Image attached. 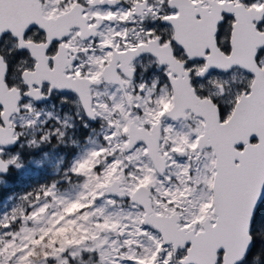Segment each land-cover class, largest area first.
<instances>
[{"label":"snow or ice","instance_id":"snow-or-ice-1","mask_svg":"<svg viewBox=\"0 0 264 264\" xmlns=\"http://www.w3.org/2000/svg\"><path fill=\"white\" fill-rule=\"evenodd\" d=\"M77 126L94 135L41 183L26 149ZM16 193L0 264H247L264 239V0H0V203Z\"/></svg>","mask_w":264,"mask_h":264},{"label":"rangeland","instance_id":"rangeland-1","mask_svg":"<svg viewBox=\"0 0 264 264\" xmlns=\"http://www.w3.org/2000/svg\"><path fill=\"white\" fill-rule=\"evenodd\" d=\"M57 112H60L59 106L56 109ZM71 128V122H69ZM81 127L77 126L75 129H72L67 136L66 142L63 144H57L53 142L51 145H45L41 150L37 149H26L28 158L32 161L30 173L33 177H36L40 174H45L47 177L55 178V180H63V174L67 170L68 164L72 159V156L68 158L67 152L72 151L73 145L72 141L76 140L79 144L78 151L86 147L87 140L89 135H94L91 128L88 131V135L81 139L80 134H83ZM96 132H99V128H96ZM47 152L48 155L45 157L44 152ZM32 155L33 153H37ZM73 184L78 183V180L74 177ZM64 188L70 187L69 185H63ZM19 202V193L15 194V199L0 203V211L10 212L12 207Z\"/></svg>","mask_w":264,"mask_h":264},{"label":"trees","instance_id":"trees-1","mask_svg":"<svg viewBox=\"0 0 264 264\" xmlns=\"http://www.w3.org/2000/svg\"><path fill=\"white\" fill-rule=\"evenodd\" d=\"M82 129V128H81ZM83 130V129H82ZM83 134L81 139H84L86 135H88L87 130H83ZM31 157V156H30ZM28 157V158H30ZM70 156H68L69 158ZM36 178L40 179L41 183L55 180V178L47 177L45 174H40L36 176ZM260 222H264V214L259 217ZM247 264H264V239L257 237L255 244L253 245L250 255L248 257Z\"/></svg>","mask_w":264,"mask_h":264},{"label":"water","instance_id":"water-1","mask_svg":"<svg viewBox=\"0 0 264 264\" xmlns=\"http://www.w3.org/2000/svg\"><path fill=\"white\" fill-rule=\"evenodd\" d=\"M190 35L194 41H200L204 38V34L199 31H191ZM237 39L239 46L244 54H247L250 41V33L246 28H242L238 31Z\"/></svg>","mask_w":264,"mask_h":264},{"label":"flooded vegetation","instance_id":"flooded-vegetation-1","mask_svg":"<svg viewBox=\"0 0 264 264\" xmlns=\"http://www.w3.org/2000/svg\"><path fill=\"white\" fill-rule=\"evenodd\" d=\"M20 30H22V29H20ZM34 51H35V54H37V55H39V56H41V58H42V50L41 49H34ZM46 64H42V73L41 74H43V72H46ZM83 130H89V129H87V128H83V127H81ZM80 131H81V129H80ZM89 132V131H88ZM82 136V133L80 134V137ZM33 155V154H32ZM67 156H72V151H70V152H67Z\"/></svg>","mask_w":264,"mask_h":264}]
</instances>
